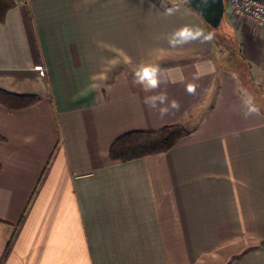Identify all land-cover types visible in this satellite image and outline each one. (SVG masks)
<instances>
[{
    "label": "crops",
    "instance_id": "1",
    "mask_svg": "<svg viewBox=\"0 0 264 264\" xmlns=\"http://www.w3.org/2000/svg\"><path fill=\"white\" fill-rule=\"evenodd\" d=\"M16 1L0 89L39 100L0 102V264H264V29L226 16L249 96L187 1ZM175 123L171 149L111 159L122 134Z\"/></svg>",
    "mask_w": 264,
    "mask_h": 264
},
{
    "label": "trees",
    "instance_id": "2",
    "mask_svg": "<svg viewBox=\"0 0 264 264\" xmlns=\"http://www.w3.org/2000/svg\"><path fill=\"white\" fill-rule=\"evenodd\" d=\"M16 5V0H0V22L6 21L9 10ZM225 22L226 25L224 23L221 25L222 32L211 28L210 25L206 23L215 45H219L217 39H222L224 44H228L230 47L233 46V49H235L237 45L241 46L233 24L227 18ZM232 57L235 63L232 68L237 71L241 79L247 78L249 65L242 57V54L239 53L240 63L236 60L234 54ZM38 100V95L18 94L0 89V102L11 108L30 106ZM188 134L189 130L182 123L165 125L155 130L130 131L122 134L112 143L109 154L111 159L115 161H127L152 153L167 151Z\"/></svg>",
    "mask_w": 264,
    "mask_h": 264
},
{
    "label": "water",
    "instance_id": "3",
    "mask_svg": "<svg viewBox=\"0 0 264 264\" xmlns=\"http://www.w3.org/2000/svg\"><path fill=\"white\" fill-rule=\"evenodd\" d=\"M187 2L214 29L220 28L226 18V0H187Z\"/></svg>",
    "mask_w": 264,
    "mask_h": 264
},
{
    "label": "rangeland",
    "instance_id": "4",
    "mask_svg": "<svg viewBox=\"0 0 264 264\" xmlns=\"http://www.w3.org/2000/svg\"><path fill=\"white\" fill-rule=\"evenodd\" d=\"M164 1L166 3H168L172 0H164ZM181 1H187V0H181ZM231 14H232V9H231V6L227 0L226 1V16L228 18H230ZM225 19L222 21V23H224L226 25ZM217 30L222 32L221 26ZM217 40L219 41L218 42L219 45L216 46V48H215V52L213 53L214 57L216 59H218L223 66L233 67L235 63L232 59L233 58L232 56L234 54V57L239 62L240 61L239 53L242 54L241 47L239 45H237V46H235V49H233L234 48L233 46L230 47L228 44H224L222 39H217ZM233 50H234V53H233ZM259 50H260V48L258 49V52H257L258 56H260ZM241 87L245 93H247L249 96L251 95V91L248 89V84H247L246 79H244V82H243ZM259 87H260V89H262L261 86H259ZM251 96H253V95H251ZM256 98L258 99V95L256 96ZM259 102L262 103L261 100Z\"/></svg>",
    "mask_w": 264,
    "mask_h": 264
},
{
    "label": "built area",
    "instance_id": "5",
    "mask_svg": "<svg viewBox=\"0 0 264 264\" xmlns=\"http://www.w3.org/2000/svg\"><path fill=\"white\" fill-rule=\"evenodd\" d=\"M233 16L248 18L264 29V0H228Z\"/></svg>",
    "mask_w": 264,
    "mask_h": 264
},
{
    "label": "clouds",
    "instance_id": "6",
    "mask_svg": "<svg viewBox=\"0 0 264 264\" xmlns=\"http://www.w3.org/2000/svg\"><path fill=\"white\" fill-rule=\"evenodd\" d=\"M180 35L182 36H188L189 38H195L194 36H191V34L188 32L187 29L182 30ZM156 70L152 68H144L140 71H137L135 73L136 79L142 84L145 85L146 89H154L158 85V81L155 79ZM191 91V88L189 89ZM166 97L161 95L159 97L152 96V97H146L145 103L150 104L151 106L155 107L157 104V101L160 103H163L165 101ZM172 106L175 107V102H172ZM166 111V109H161V112L163 113Z\"/></svg>",
    "mask_w": 264,
    "mask_h": 264
}]
</instances>
